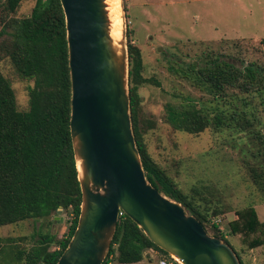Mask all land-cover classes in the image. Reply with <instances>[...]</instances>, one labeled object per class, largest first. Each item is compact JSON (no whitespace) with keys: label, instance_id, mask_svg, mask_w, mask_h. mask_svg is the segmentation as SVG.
Segmentation results:
<instances>
[{"label":"rangeland","instance_id":"1","mask_svg":"<svg viewBox=\"0 0 264 264\" xmlns=\"http://www.w3.org/2000/svg\"><path fill=\"white\" fill-rule=\"evenodd\" d=\"M113 1L108 0L111 6ZM115 1L121 19L117 25L124 27L126 45L137 46L143 59L145 81L137 89L138 113L149 155L172 179L174 189L202 211L209 210L206 229L211 235L229 243L243 264H264V243L251 245L255 238H264V227L251 233H233L232 229L233 221L242 220L240 212L250 207L264 222V192L251 173L253 167L264 170V78L258 71L264 69V0ZM36 2L22 0L10 16H30ZM211 57L231 61L244 73L254 65L256 78L250 83L243 77L238 84H228L220 94H214L199 82L198 75H183L193 65H205ZM0 67L12 83L18 108L27 110L34 80L19 74L10 54ZM168 104H190L192 109L211 115L222 113L226 123L220 127L211 124L197 133L182 131L168 121ZM157 184L162 193L178 201ZM73 217L71 210L60 208L49 217L0 226V245L6 248L0 253V264H26L24 258L15 259L14 251L24 249L27 255L35 247L49 245L40 243L41 233L63 239ZM59 248L57 241L49 247ZM163 254L146 249L141 261L128 264H159ZM110 264L124 263L114 258Z\"/></svg>","mask_w":264,"mask_h":264},{"label":"trees","instance_id":"2","mask_svg":"<svg viewBox=\"0 0 264 264\" xmlns=\"http://www.w3.org/2000/svg\"><path fill=\"white\" fill-rule=\"evenodd\" d=\"M21 1L0 0V62L10 54L19 74L34 80L29 88V108L21 110L12 83L0 67V226L49 217L60 208L71 210L74 217L66 237L58 240L53 234L41 233L40 243L49 245L35 247L27 255L24 249L14 251L15 259L24 258L26 264H56L76 230L82 203L70 128L72 84L66 15L61 0H37L30 16L11 17ZM129 61L132 122L146 175L155 187L160 182L166 192L182 202L206 227L210 222L209 210L202 211L188 196L174 189L172 179L147 151L139 125L137 92L139 84L145 81L143 59L140 49L131 43ZM253 66L244 73L231 61L211 57L205 65H193L183 75H198L199 82L210 93L220 94L228 84H238L243 77L247 76V82L252 83L257 70ZM171 69L177 72L174 67ZM261 69L258 71L264 78ZM189 105L168 104L167 119L176 129L197 133L211 124L220 127L226 123L222 113L211 115ZM251 173L256 186L264 192V170L253 167ZM240 217L243 221L232 223L233 233L240 230L251 233L264 227L254 207L242 210ZM56 241L61 248L50 250ZM263 243L264 238L257 237L251 245ZM5 249L0 245V253L6 252ZM146 249H158L165 257L170 256L124 214L103 264H110L114 258L124 264L139 262Z\"/></svg>","mask_w":264,"mask_h":264},{"label":"water","instance_id":"3","mask_svg":"<svg viewBox=\"0 0 264 264\" xmlns=\"http://www.w3.org/2000/svg\"><path fill=\"white\" fill-rule=\"evenodd\" d=\"M72 84L70 128L82 191L76 230L56 264H103L120 211L182 264H243L185 206L148 179L131 115L126 32L108 0H61Z\"/></svg>","mask_w":264,"mask_h":264},{"label":"bare ground","instance_id":"4","mask_svg":"<svg viewBox=\"0 0 264 264\" xmlns=\"http://www.w3.org/2000/svg\"><path fill=\"white\" fill-rule=\"evenodd\" d=\"M118 7L119 6H118L117 1L114 0L113 3H112L111 9H110V11H111L110 13H111V16H112V21H113V24H112V35H113V37L116 40L121 38V35H122L121 29H120L121 27L119 28V26H118L121 23ZM113 13L116 14L117 17H114Z\"/></svg>","mask_w":264,"mask_h":264},{"label":"built area","instance_id":"5","mask_svg":"<svg viewBox=\"0 0 264 264\" xmlns=\"http://www.w3.org/2000/svg\"><path fill=\"white\" fill-rule=\"evenodd\" d=\"M124 214L125 213L121 210L120 217ZM217 220H218L217 222H219V220L221 219H217ZM159 264H182V262L177 257L170 255L169 257H165V256L160 257Z\"/></svg>","mask_w":264,"mask_h":264}]
</instances>
